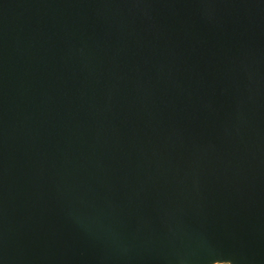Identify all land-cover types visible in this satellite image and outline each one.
Wrapping results in <instances>:
<instances>
[{
  "label": "water",
  "instance_id": "1",
  "mask_svg": "<svg viewBox=\"0 0 264 264\" xmlns=\"http://www.w3.org/2000/svg\"><path fill=\"white\" fill-rule=\"evenodd\" d=\"M0 264H264V0H0Z\"/></svg>",
  "mask_w": 264,
  "mask_h": 264
}]
</instances>
